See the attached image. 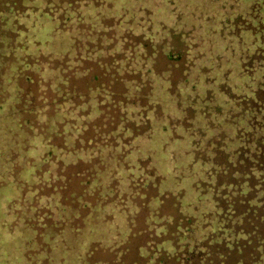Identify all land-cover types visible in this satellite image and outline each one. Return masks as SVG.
<instances>
[{"label":"trees","instance_id":"1","mask_svg":"<svg viewBox=\"0 0 264 264\" xmlns=\"http://www.w3.org/2000/svg\"><path fill=\"white\" fill-rule=\"evenodd\" d=\"M257 2L0 0L1 264H264Z\"/></svg>","mask_w":264,"mask_h":264},{"label":"rangeland","instance_id":"2","mask_svg":"<svg viewBox=\"0 0 264 264\" xmlns=\"http://www.w3.org/2000/svg\"><path fill=\"white\" fill-rule=\"evenodd\" d=\"M252 0H243V2L244 3H250ZM258 2L256 3V4H258L260 7H261V12H260V14H263L264 15V0H257ZM261 23H263V22H261ZM4 237L5 236H3V235H0V240H5L4 239ZM6 241V240H5ZM6 242H10V243H12V244H17L19 241L17 240V239H15V237H13V239H9V240H7ZM10 249H12L11 247H10V245L9 244H6ZM21 256H22V254H21ZM17 260L18 261H14V263L15 264H21V262L23 261L22 260V258L19 256L18 258H17ZM0 264H1V262H0ZM24 264H25V262H24Z\"/></svg>","mask_w":264,"mask_h":264}]
</instances>
